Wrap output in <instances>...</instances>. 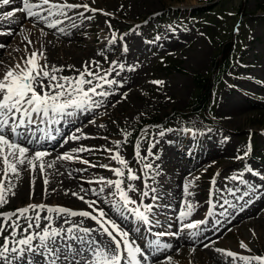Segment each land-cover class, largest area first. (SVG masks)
Listing matches in <instances>:
<instances>
[{
  "label": "rangeland",
  "instance_id": "obj_1",
  "mask_svg": "<svg viewBox=\"0 0 264 264\" xmlns=\"http://www.w3.org/2000/svg\"><path fill=\"white\" fill-rule=\"evenodd\" d=\"M133 1H136V5ZM133 1L95 0L94 3L93 0L71 1V3H87L90 8L102 10L90 12L79 8L81 10H78L83 12L85 17L92 15L93 23L88 19H77L71 21L68 28L74 30L81 27L83 22L86 25L99 26L102 23L107 25L105 31L97 32V37L100 39L98 42L94 40V34L86 33V41L83 44L88 47L87 52L89 47L93 49L90 55L87 53L86 56L89 57L86 61H97L101 75L105 70L111 69L112 62L115 61L116 71H112L108 79L118 81V85H112L110 88L105 86L106 90L113 93L106 98L105 106L90 111L75 112L79 120L86 119L91 127L97 128L100 125L104 127H100V130L92 134H86L83 128L82 131L88 138H81L78 141L69 139L66 143L65 151L72 153L74 157L69 163L72 173H68L60 165L56 168H60V172H63L66 178L73 174L72 181L85 184L93 181L94 189L97 191L100 187H105L100 199L90 197L89 193L85 199L97 200L99 207L103 208L112 219L110 208L113 204L105 203V199L114 202L118 197L109 194L114 189L96 181L100 177L117 179L112 172L101 170L99 167L100 161L103 164L107 155L104 149L115 151L116 141H120L118 150L122 157L135 174L141 177L136 181H127L124 178L125 184L122 187L131 183L138 190L129 193L132 199L137 200V205L130 207H139L141 200L145 205H152L157 201L152 198L154 193L144 187L145 183L156 190L160 189L167 200L173 201L179 198L190 201L194 206L195 196H198L205 206L207 196L214 188L216 218L209 223L211 225L206 231L208 237L214 234L218 236L214 237L209 245L205 244L207 245L205 247V245L192 246L183 243V239L176 241L173 235H166L160 243L157 242L160 244L157 249L152 248L144 252L147 255V252L161 251L159 256L163 253L162 250L166 252L165 255L154 260L153 264H243L242 261L232 260L225 255L227 251L237 255L264 256V178H262L264 177V142L262 141L264 135L258 134V131L264 130V0ZM16 2V5L3 7L0 17L8 11L22 7V0ZM53 2L59 3L58 0ZM210 6L212 8H205L207 10H194ZM105 12L109 15H104ZM76 14L78 13L69 14L68 17ZM15 15L17 16L7 20L0 19L2 22L0 33L14 32L12 35L9 34L10 37L8 35L5 39H0V43L9 42V47L3 50L4 53L0 50V65L2 64L0 76L30 52L39 51V47L47 54L44 45L50 44L42 42L40 36H34L31 28L35 23L25 18V13L15 12ZM105 18L108 21H105ZM61 20L62 25L66 24L64 17ZM73 22L77 27H72ZM109 24L111 28L108 27ZM27 25L29 31L23 32L22 27ZM69 29H65V32ZM33 32H35L34 28ZM102 34H105V39H102ZM232 39L237 40L234 64L222 74V81L213 95V103L209 111L197 112L195 105H199L200 97L204 95L201 86L203 78L210 76L213 79L219 75L218 60L221 58V50L223 45ZM108 42L112 45L103 49L101 45ZM125 46L127 52L123 50ZM75 50L81 52L85 49L75 48ZM58 59H60L58 63L65 68L61 75H77L74 70L68 68L72 66L70 63H73L70 59L64 60L60 57ZM40 62L53 65L50 60ZM120 64L125 66L123 71L119 69ZM131 67H134L135 71H129ZM117 71L120 72L119 75H116ZM151 81H163V84H153ZM122 93H127V98H124ZM95 99L104 98L95 97ZM112 104H115V107H112ZM231 115L239 117L236 120L237 124L229 123ZM90 120H94L95 123H89ZM125 132L130 135L125 137ZM161 132L164 133L163 136L160 135ZM186 134L188 140L185 138ZM137 141L140 144L141 157H147L140 162L134 155ZM249 145H251L249 155L242 160L236 159L235 157L244 155ZM81 146L92 148L93 151L84 152L83 156L76 155L72 150ZM221 149H224V153ZM149 150L154 154L151 157L148 156ZM81 160H87L97 167H90L81 163ZM201 160L206 161L201 164ZM109 163L111 167H120L112 160ZM149 163L152 164V168L145 169V164ZM249 167L260 175L249 173L247 171ZM2 169L3 166L0 164V173ZM81 169L84 171H80ZM145 171L148 173L147 176L144 175ZM183 172L201 179L191 196L184 195L183 186L191 181L186 182L188 176L185 177ZM217 173L219 175H216ZM33 174L22 169L20 178L14 179L13 183L25 180L26 177L28 181L30 178L33 180L35 177L32 176ZM36 175L39 180L42 174L37 171ZM52 176L48 177L51 182L54 181ZM232 176H237L238 179L234 181L231 179ZM213 178H215L214 185L211 184ZM182 179H185L183 183ZM241 179L245 183H241ZM201 185H204L202 194L201 188H198ZM80 187L81 185L78 188ZM17 188L18 185L14 189L15 196L8 195L9 203L0 208V212H12L33 203L91 211L81 200L75 198L72 200L61 193L58 197H53L55 190L50 189L49 186H47V195L44 193L45 186L40 185L36 197L33 195L31 199L30 188L29 192L26 188L21 195H18ZM229 189L232 191L230 192ZM142 191H149V195L142 197ZM225 201L228 203L225 204ZM157 202L162 207L158 218L171 220L172 213L165 211V202ZM235 207L250 210L243 218L236 215ZM119 208L122 212L125 211L124 215L128 219L132 218L130 212L122 206ZM72 219L77 222L81 218ZM61 222L57 220L54 226L60 225ZM21 223L24 224L23 221ZM63 226L68 227V225ZM83 226L98 227L91 220H84ZM163 233H177V231L174 229ZM97 239L106 240L107 237L97 236ZM133 242L135 246L140 247L139 242ZM241 242L247 245L251 252L242 248ZM165 244L171 247L165 248ZM217 249L221 251L218 252ZM150 263L151 259L148 264ZM141 264H144V260Z\"/></svg>",
  "mask_w": 264,
  "mask_h": 264
},
{
  "label": "snow or ice",
  "instance_id": "obj_2",
  "mask_svg": "<svg viewBox=\"0 0 264 264\" xmlns=\"http://www.w3.org/2000/svg\"><path fill=\"white\" fill-rule=\"evenodd\" d=\"M12 0H0V8L10 5ZM95 0H93V3ZM83 8L85 11L96 12L102 11L90 8L87 3H70L65 0L64 3H56L53 0H22V7L15 11H8L3 14L0 19H10L15 12L25 13V18H31L39 23H44L47 28L54 29L61 23L60 19H52L53 17H68L66 9L71 11ZM46 13V15L44 14ZM109 15V13H103ZM82 19H91L85 17L83 12L78 13ZM72 27H77L73 22ZM111 28V25H108ZM61 33H65V29L60 28ZM4 33H0L3 35ZM11 34V33H8ZM31 43V41H29ZM6 47L0 43V48ZM127 52V47L123 49ZM102 54V53H101ZM46 54L41 49L32 51L20 62L9 67L2 76H0V164L3 169L0 173V208L9 203L8 195L15 196L14 191L16 185L14 179H19L21 170H27L30 173L37 171L44 175L43 184L45 186L44 193L47 195V186L50 183L46 178L47 169L54 167L53 162L46 160L50 155L47 151L35 150L29 145L36 143V138L32 134L31 126L39 123H47L49 125L57 123L60 117L72 116L77 110L90 111L105 106V100L113 93L106 90L112 85H118V81L108 79L112 71H116V62L113 61V67L105 70L104 74H100L99 64L95 60L83 62L80 69L75 66H68L69 70H74L77 75L65 76L61 75L65 71L64 66L49 65L41 63L46 60ZM124 65L120 64V71L124 70ZM95 69V70H94ZM135 71L134 67L128 69ZM120 72L117 71L116 75ZM153 84L162 85L163 81H151ZM122 87V85H119ZM127 98V93H122ZM95 97L104 99L97 100ZM115 107V104H112ZM89 123H95L90 120ZM115 123V121H114ZM100 127H104L100 125ZM23 129L24 131H19ZM130 135L125 132V137ZM164 135L163 132L160 133ZM88 138V137H85ZM68 139L78 141L81 139L79 135H70ZM67 142V140L65 141ZM126 142V140H125ZM116 150L105 148L104 151L111 153L110 159L120 167H110L108 164H101L99 167L105 168L112 172L117 179H106L100 177L96 183L114 189L109 194L112 197H118V200L111 202L105 199V203H112L113 207H123L137 221L144 224H151L149 214L153 212L154 206L151 204H143L142 200L139 207H130L137 205V200L132 199L129 193L138 191L131 183L126 187H122L127 181H136L141 179L136 175L132 167L129 166L125 158L119 152L120 141H116ZM76 153H84L93 151L92 148L81 146L72 150ZM251 152V145L243 156L235 157L236 159H244ZM31 153V154H30ZM134 155L138 162L146 159L141 157L139 141L135 144ZM151 150L148 156H153ZM73 155L66 152L56 157V160L72 161ZM81 163L88 164L90 167H97L90 164L87 160H81ZM145 169H151L152 164H145ZM80 171H84L81 169ZM249 173H255L252 168H247ZM127 173V175H126ZM147 176V171L144 172ZM216 175H219L217 173ZM243 174L241 173V176ZM264 178V177H262ZM232 180H237V176H232ZM93 181H88L92 183ZM241 183H245L243 179ZM215 184V178L211 181ZM30 199L34 195L35 181L30 180ZM145 188L155 193L154 187H149L147 183ZM191 182L184 184L183 191L185 196H191ZM91 195L99 197L105 191V187L86 190L83 187L80 193L85 195L88 192ZM149 191H142V197H147ZM231 192L232 190L229 189ZM73 192L72 195L87 205L88 210H70L66 207L48 206L44 203L29 204L22 208H18L12 212H0V264H141L147 257L141 250V247L135 246L130 240L129 231L122 228L114 219H112L105 210L99 207L97 200L85 199V195ZM68 193L65 192V195ZM234 194V193H233ZM247 195V193H245ZM153 199L159 197L153 196ZM225 204L228 202L225 201ZM194 205L185 200L184 206L179 209L177 219L183 224V228L187 230H196L205 221L190 222L184 224L185 220L191 217ZM143 208V211H141ZM81 218L74 222L72 218ZM57 220H61V224L56 225ZM91 220L98 227H84L83 221ZM24 222V224L21 223ZM43 223V226H42ZM159 224V221H156ZM63 225H68L64 227ZM181 229H178V232ZM7 232V235L4 233ZM95 233L96 235H93ZM178 233H158V236L173 235ZM97 236L107 237L97 239ZM157 247L159 245L157 244ZM165 248L171 245L165 244ZM207 247V245H205ZM241 247L251 252L243 242ZM218 252L221 250L217 249ZM232 260H240L243 264H264V256L253 255H237L232 251L224 253ZM139 257V259H138Z\"/></svg>",
  "mask_w": 264,
  "mask_h": 264
},
{
  "label": "bare ground",
  "instance_id": "obj_3",
  "mask_svg": "<svg viewBox=\"0 0 264 264\" xmlns=\"http://www.w3.org/2000/svg\"><path fill=\"white\" fill-rule=\"evenodd\" d=\"M71 1L72 0H67V2H70V3H71ZM131 1H133V0H131ZM17 2H16V0H12V2L10 3V6L16 5ZM58 2H63V1L62 0H58ZM133 2L136 5V3H135L136 1H133ZM79 10H81V9H79ZM79 10L78 9H74V10H71V11H69V10H65V11L67 12V15H69V14L79 13L80 12ZM0 12H2V8H0ZM19 15L23 16V14H19ZM16 16L17 15H14L13 17H16ZM89 17H91V19H88L89 22L93 23L94 18L92 17V15H89ZM102 18H104V17H102ZM29 19L32 20L35 23L34 26H32L35 29V32H33V28H31L32 29V33L34 34V36H36V37L40 36L42 42L45 41V43H50V44L44 45L45 50L47 52L46 61L50 60V62L53 65L63 66V65H61V63H58V62H60V59H58V58L60 57V58H62L64 60L70 59V61L73 62V63H70V64L72 66H75L76 69H80L81 68L83 62L86 61L87 57H89V55L93 51L92 47H89L88 52H87V48L88 47L84 46V44H83L86 41V37H87L86 33L87 34L88 33L94 34V40L98 42L100 39H98V37H97V32L105 31L106 26H107V25H105L103 23L101 25H99V26H94L93 24L86 25L83 22V23H81V27H77L74 30H70L68 28V25H69V23L71 21H75L77 19L83 20L78 14L73 15L71 17V19L65 18L66 24H64V25L59 24L57 26V28H54V29L47 28L44 23H39L37 21H34L31 18H29ZM57 19L61 20V19H63V17H57ZM105 21H108V19L105 18ZM0 23H2L1 20H0ZM85 26H88V27H85ZM39 28H41L42 30H40ZM60 28L69 29V30H68V32L61 33L59 31ZM22 31L23 32L29 31L28 25L22 27ZM1 33H4L3 35H0V39L3 40V39H5L6 36L9 35L8 33H10V31L9 32L2 31ZM13 33L14 32L12 31L11 35ZM11 35H9V37ZM102 35H103L102 39H105L106 38L105 34H102ZM4 44L6 45V47L0 48V50L2 52H3V50H5L6 48L9 47V42H6ZM111 45H112V43L108 42L106 44L101 45V47L103 49H107ZM75 48H82V49H85V50H82L81 52H76ZM38 49L41 50L42 48L39 47ZM77 50H79V49H77ZM87 53L89 54L88 56H86ZM70 56L72 58H68ZM0 59H1V56H0ZM52 59H54L56 62L52 61ZM1 65H0V69H1ZM136 94H137V92H136ZM238 118H239L238 116L233 115L232 117L229 118V123L230 124H234V123L237 124L236 120ZM46 124L47 123H39L38 125L31 126V129L34 128V127H36V129H37V127L40 128L42 125H46ZM59 126H61V130L64 131L63 133L60 134V135H62L61 136L62 138L60 140H57L58 138L56 139L57 142H59V145H57V147L59 146V150L56 151V150H53V149H49L48 152L50 151L49 152L50 155L48 157H46L47 161L54 163V167L47 169L48 174H46V178L48 179V177L49 176L51 177V175L55 176V177L52 176L54 181L53 182L49 181L50 183L48 184V186H49L50 189H54L55 190V192L53 194V197L54 196L58 197L59 194L61 193L64 197H70L71 199L75 198V200H79L77 197L73 196L72 193L73 192L80 193L81 187H83L86 190L94 189V187H95L94 184L93 183H86L85 184V183H82V182L78 183V182L72 181L73 180V174L69 178L64 177L63 176L64 173L60 172V168H56V166L60 165L61 167H64V169H66V171L68 173H72V170L70 169V166H69L70 161L56 160V155H59V154L61 155V152H66L64 148L66 146V143L69 142V140H67V142H65L66 140H64V139H67V137H69V136L64 137L63 134H65L66 132H68V134H71V135H79V136H81V138H85V137H87L86 134H92L94 131L100 130V127H97V128L91 127V125L87 124L86 119L82 120L79 124L74 125L72 128H70L68 125L65 126V125H63L61 123H59ZM83 128H84V132L86 134L82 131ZM35 131L36 130H32V132H34L33 135L36 138V140H47V139L53 140L54 136H52L50 134V132H40V131H36L35 132ZM37 147L45 148L46 145H41V143H40L39 146L37 145ZM109 147H111V146H109ZM221 151H223V153H224V149H221ZM106 153H107V155L105 156V158L103 160V164H108L109 165L110 164L109 161L111 160L109 157H110L111 154L109 152H106ZM75 154L83 156V153H76L75 152ZM203 162L204 161H201V164ZM67 163H68V165H66ZM99 164H102V161H100ZM100 169L104 170L105 168H100ZM105 170H107V169H105ZM183 175L185 177L188 176L186 172H183ZM32 176H35L33 180L35 181L34 195L36 197V194H37V191H38L37 188H39L40 185L44 186L43 180H44L45 176L41 175V178L39 180L36 178V176H37L36 173H34ZM30 180H31V178L28 181V177H26L25 180L15 181L14 182L15 185H18V188H17L18 195H21L25 191L26 188L28 189V192H29V188H30V190H32V188L30 187ZM186 180H187L186 182H188V180L191 181L192 187H190V189H189L191 193H193L194 189L197 187V185H194L193 182H200L201 181V180L194 179L193 176H188L186 178ZM80 185H81V187L78 188ZM198 188H201L200 191H201V194H202V192L204 190V185H201ZM65 192H67L68 194L65 195ZM88 193L90 194V197L93 196V195H91L90 191ZM80 194L81 195H85L84 193H80ZM154 195L159 197L158 199H156L157 201L164 202V201L167 200V197L165 198L162 195V193H160L159 191L155 192ZM86 197H87V195H85V198ZM93 197L95 199L96 198L100 199V196L99 197L93 196ZM70 198H67V200L70 199ZM72 200H74V199H72ZM193 200L195 202V206L193 207V212L197 213L196 219H198L201 216V213H202L203 202L200 201V198L198 196H195L193 198ZM152 205L154 206V208H153L154 212H158V210H160V207H158V205L156 203H152ZM178 206L180 208H182L184 206V201L183 200H179ZM104 208H106V206H104ZM110 213H111L113 219L118 224L122 223L121 216H120V214L118 212L113 211V210L110 209ZM204 224H207V221H205ZM187 231L188 232H193L194 234H196L197 236L199 235V237H200V233L197 232V229L196 230H187ZM181 239H183L182 240L183 243L191 244V243H189L188 241L185 240V234L184 233L181 234ZM198 242H199V239L194 241V243H198Z\"/></svg>",
  "mask_w": 264,
  "mask_h": 264
},
{
  "label": "trees",
  "instance_id": "obj_4",
  "mask_svg": "<svg viewBox=\"0 0 264 264\" xmlns=\"http://www.w3.org/2000/svg\"><path fill=\"white\" fill-rule=\"evenodd\" d=\"M232 47V44H229L228 46H226V48H224V58L221 61V71H223L228 66L230 60L232 59ZM201 86L204 89V95L203 97H200L201 99L199 100V105L196 107V110L208 109L206 103L208 102L209 104V97L214 91V86L212 85L210 79H203V83L201 84Z\"/></svg>",
  "mask_w": 264,
  "mask_h": 264
}]
</instances>
